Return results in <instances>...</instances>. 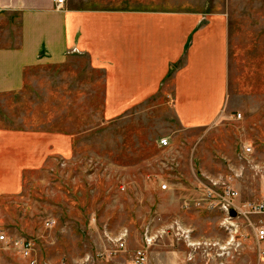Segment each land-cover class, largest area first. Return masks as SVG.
<instances>
[{
    "label": "rangeland",
    "instance_id": "374dc122",
    "mask_svg": "<svg viewBox=\"0 0 264 264\" xmlns=\"http://www.w3.org/2000/svg\"><path fill=\"white\" fill-rule=\"evenodd\" d=\"M65 3L111 13L189 14L196 30H219L226 110L207 126L186 128L174 116L169 79L140 100L109 102L104 69L75 48L23 68L17 87L0 85V174L10 160H29L19 165L16 187L0 189L6 238L0 264L29 263L12 244L22 238L32 240L34 264H132L145 236L152 237L147 264H174L187 254L188 230L193 241L224 240L216 204L222 189L237 191L223 202L264 197V0ZM183 62L180 56L168 77ZM162 137L165 146L158 145ZM206 188L213 189L211 207L192 201ZM174 220L176 236L166 230ZM249 221L264 227V214ZM239 232L242 247L227 264H264L252 231L243 225ZM118 236L122 250L113 246Z\"/></svg>",
    "mask_w": 264,
    "mask_h": 264
},
{
    "label": "crops",
    "instance_id": "0c3cea01",
    "mask_svg": "<svg viewBox=\"0 0 264 264\" xmlns=\"http://www.w3.org/2000/svg\"><path fill=\"white\" fill-rule=\"evenodd\" d=\"M63 5L56 10L52 0H0V85L15 88L23 68L43 58L60 60L75 48L104 69L109 102L140 100L169 79L174 116L186 128L207 126L226 110V45L219 30H196L189 14ZM180 56L184 62L168 77ZM24 161L10 160L9 171L0 174L1 190L16 187ZM174 264H196V258Z\"/></svg>",
    "mask_w": 264,
    "mask_h": 264
},
{
    "label": "built area",
    "instance_id": "2783aa9c",
    "mask_svg": "<svg viewBox=\"0 0 264 264\" xmlns=\"http://www.w3.org/2000/svg\"><path fill=\"white\" fill-rule=\"evenodd\" d=\"M53 8L60 9L64 0H52ZM237 116L239 114L237 113ZM168 140L166 137H162L158 140L159 146L167 145ZM161 190L166 189V183H161L159 185ZM222 201H218L217 209L220 210L222 214V222L220 224V229L225 234V239L223 240H201L193 241L190 237L189 230L186 231V234L183 233L184 245L189 249L185 256V260L188 262L193 261L196 256L201 257L203 264H227L228 258L232 255L238 253L242 247V236L240 234V229L245 225L250 232L252 231V236L254 243L256 245V250L258 257H264V228L261 225L251 223L249 221V216L255 214H264V197L259 201H243L234 204L231 202L234 197L237 195V191L230 186H225L224 190L222 189ZM213 189L206 188L196 192L192 196L194 203H200L201 200L209 201L210 207L213 204ZM217 195V194H216ZM230 196V200L223 202L225 196ZM177 221H172L170 228L166 230L171 234L176 236ZM123 236V235H122ZM122 236H118L116 240H113V246L115 250H122L124 248V243ZM6 242L5 236L0 232V244ZM152 243V237L144 238V245L142 248L136 250L132 257V264H147V255L146 249ZM13 246L19 251L20 255L29 261L28 264H34V260L31 259V248L32 240L28 238H22L14 241ZM96 258L103 257L102 253H97ZM232 257V256H231ZM85 262L88 263L89 257L84 258Z\"/></svg>",
    "mask_w": 264,
    "mask_h": 264
}]
</instances>
